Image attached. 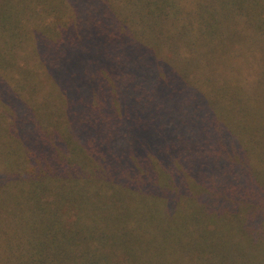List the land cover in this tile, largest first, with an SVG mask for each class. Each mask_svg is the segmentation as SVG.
Listing matches in <instances>:
<instances>
[{
    "label": "trees",
    "instance_id": "trees-1",
    "mask_svg": "<svg viewBox=\"0 0 264 264\" xmlns=\"http://www.w3.org/2000/svg\"><path fill=\"white\" fill-rule=\"evenodd\" d=\"M0 264H264V0H0Z\"/></svg>",
    "mask_w": 264,
    "mask_h": 264
}]
</instances>
